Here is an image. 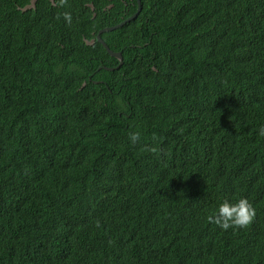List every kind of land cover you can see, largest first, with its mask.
I'll list each match as a JSON object with an SVG mask.
<instances>
[{"label":"trees","instance_id":"1","mask_svg":"<svg viewBox=\"0 0 264 264\" xmlns=\"http://www.w3.org/2000/svg\"><path fill=\"white\" fill-rule=\"evenodd\" d=\"M29 3L0 0V264H264V0H141L91 79L102 25Z\"/></svg>","mask_w":264,"mask_h":264},{"label":"flooded vegetation","instance_id":"2","mask_svg":"<svg viewBox=\"0 0 264 264\" xmlns=\"http://www.w3.org/2000/svg\"><path fill=\"white\" fill-rule=\"evenodd\" d=\"M80 1L82 5L81 8L83 10V14L85 16H88L86 13L92 14V18L93 19L96 18L97 19L96 22L99 25H102V27H98L96 23L89 24V21L87 18L83 19V29L90 30L92 33V37L90 40L97 39V35L101 30L114 27L122 23L123 21H125L127 19L126 15L128 16V18L134 15L137 10L133 13H130V12L137 4H138V7L140 5V0H80ZM115 31L116 30H110V31L104 32L101 34V37L102 35H104V36H107L108 39H111L113 48H111V46L108 44L109 47L113 51L120 52L122 54L123 49H118V50L114 49L115 47H117L116 38L115 36L112 35ZM130 46L133 47L134 44H130ZM115 59L118 62H120L118 58H115ZM116 67L117 65L114 67H110V68H113L114 70L116 69ZM101 68L102 67L99 66L97 70L93 71L90 75V78L93 75H95L96 72L99 71Z\"/></svg>","mask_w":264,"mask_h":264},{"label":"clouds","instance_id":"3","mask_svg":"<svg viewBox=\"0 0 264 264\" xmlns=\"http://www.w3.org/2000/svg\"><path fill=\"white\" fill-rule=\"evenodd\" d=\"M59 3L62 6V5H64L66 3V0H59ZM63 15H64L65 19H67L70 22V20H71L70 14L69 13H64ZM118 29H120V28H118ZM102 39H103V37H102ZM93 40H95L94 44L96 42H98V39H93ZM89 41H91V40H89ZM104 48H105V46H104ZM122 55H123V53H122ZM110 56H112V55H110ZM112 57H114V56H112ZM115 58H117V57H115ZM123 58H124V56H123ZM123 64H124V60H123ZM101 67L106 69L105 67H109V66H102L101 65ZM116 69H118V68H116ZM106 70H108V69H106ZM109 71H113V70H109ZM97 81L98 80H94V82H97ZM261 134L264 135V127H262V129H261ZM140 138H141V133L140 132H132V133L129 134V140L132 142L133 145L136 144L137 141L140 140ZM153 139H155V136L153 137ZM151 151L152 152H156L157 149L156 148H152ZM256 214H257V211H256V208L253 206V204L247 198H243L242 197L238 201H236L235 203L229 202L228 200L223 201L219 205L218 211L215 214H213V215H209L207 217V219H208V221L210 223L216 224L217 226H219L223 230H228L229 228L240 229V228H247L254 221V219L256 217Z\"/></svg>","mask_w":264,"mask_h":264},{"label":"water","instance_id":"4","mask_svg":"<svg viewBox=\"0 0 264 264\" xmlns=\"http://www.w3.org/2000/svg\"><path fill=\"white\" fill-rule=\"evenodd\" d=\"M37 1L38 0H30V3L23 8V11L36 8ZM50 1L52 2L53 5H56L55 0H50ZM141 10H142V6H141V0H140V5H139V7H138V9L134 15H132L131 17L127 18L125 21H123L122 23H120L114 27L101 30L97 35L98 42H100L101 44H103L105 46V48L107 49V51L109 52L110 55L117 57L119 59L120 62L116 68H119L123 64V60H124L123 55L120 52H115V51L111 50L110 47L108 46V44L102 39L101 34L104 32L110 31V30H115V29L121 28L127 22L134 20L140 14ZM85 41L88 45H93L95 42V40H91V41L85 40ZM105 68L108 70H113V68H109V67H105ZM100 82L101 81H97L95 83H100ZM85 84H86V82L84 83V85Z\"/></svg>","mask_w":264,"mask_h":264}]
</instances>
